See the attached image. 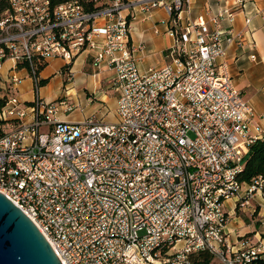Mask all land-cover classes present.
Wrapping results in <instances>:
<instances>
[{
    "label": "built area",
    "instance_id": "built-area-1",
    "mask_svg": "<svg viewBox=\"0 0 264 264\" xmlns=\"http://www.w3.org/2000/svg\"><path fill=\"white\" fill-rule=\"evenodd\" d=\"M0 17V193L38 228L61 264H257L264 245L231 243V214L264 202V176L241 182L262 116L234 86L224 58L246 0L183 21L190 0H6ZM163 8L174 45L139 69L129 11ZM264 18V13H260ZM245 23H250L246 17ZM155 33L158 34L157 29ZM255 47V43H253ZM106 62L116 121L60 122L67 97L40 95L41 69L83 51ZM256 60L255 55H251ZM9 67L5 69V65ZM23 74V75H22ZM30 81L32 99L20 85Z\"/></svg>",
    "mask_w": 264,
    "mask_h": 264
},
{
    "label": "crops",
    "instance_id": "crops-1",
    "mask_svg": "<svg viewBox=\"0 0 264 264\" xmlns=\"http://www.w3.org/2000/svg\"><path fill=\"white\" fill-rule=\"evenodd\" d=\"M225 2L230 0H190L181 17L187 24L196 16L205 14L209 6H221ZM261 12L264 13V0H246L244 11L236 15L230 27L234 35L242 34L241 45L230 47L224 61L228 65L235 88L250 102L256 113L262 116L260 125L264 127V18L260 16ZM129 15L133 55L139 69L143 71L149 67L163 66L164 52L174 45V36L167 24V12L163 8L144 12L137 6L129 11ZM246 17L250 18L248 25L245 23ZM92 55L91 51L86 50L75 58L71 65L73 77L70 80L60 73L62 61L56 73L42 76V72L50 64L60 60L49 61L41 71L42 79L47 80L44 86L47 88V101L53 102L67 97L69 103L75 106L74 111L67 115L59 108L56 117L60 122L76 124L92 117L106 123L116 121L115 115L112 121H107V105L113 100L117 101V95L109 87L113 72L106 62L97 68L94 67ZM251 55H255L256 60H252ZM8 67L9 63L5 65V69ZM53 77L57 80L50 84ZM23 83L30 87L28 79ZM29 87L23 89L20 86V96L23 100L32 99V92L30 98L26 96ZM227 210L231 218L226 231L231 243L236 244L240 239L249 237L252 246L264 245V202L256 199L252 202V207L239 212L241 214L233 211V202H230ZM261 260H264V252L261 254Z\"/></svg>",
    "mask_w": 264,
    "mask_h": 264
},
{
    "label": "water",
    "instance_id": "water-1",
    "mask_svg": "<svg viewBox=\"0 0 264 264\" xmlns=\"http://www.w3.org/2000/svg\"><path fill=\"white\" fill-rule=\"evenodd\" d=\"M0 264H61L35 224L2 193Z\"/></svg>",
    "mask_w": 264,
    "mask_h": 264
},
{
    "label": "trees",
    "instance_id": "trees-1",
    "mask_svg": "<svg viewBox=\"0 0 264 264\" xmlns=\"http://www.w3.org/2000/svg\"><path fill=\"white\" fill-rule=\"evenodd\" d=\"M52 7L58 6L67 0H49ZM8 9L6 0H0V17ZM46 65L41 69V71ZM47 80L42 79L40 87H44ZM264 176V138L255 142L244 159L243 169L239 174L241 182L250 183L252 180ZM194 262L196 264H213V258L208 253L199 254ZM257 264H264V260H260Z\"/></svg>",
    "mask_w": 264,
    "mask_h": 264
},
{
    "label": "rangeland",
    "instance_id": "rangeland-1",
    "mask_svg": "<svg viewBox=\"0 0 264 264\" xmlns=\"http://www.w3.org/2000/svg\"><path fill=\"white\" fill-rule=\"evenodd\" d=\"M61 61H56V62H54V63H52V64H50L46 69H45V71H43L42 72V76H44V75H52L53 73H56V71L60 68V65H61ZM57 80V78L56 77H53L52 79H50V84L52 83V82H54V81H56ZM21 87H23V89H27L29 86L28 85H26L25 83H21V85H20ZM46 92H47V88L46 87H41L40 88V95L42 96V97H44L46 100L48 99L47 98V96H46ZM26 96H28L29 98H30V96H31V91H27L26 92ZM107 107H108V117H107V121H112L113 120V118H114V115H115V109H116V100L114 101H112V102H110L108 105H107ZM116 116V115H115ZM237 214H241V213H237ZM242 218H243V216H241ZM213 264H217V262H215V261H213Z\"/></svg>",
    "mask_w": 264,
    "mask_h": 264
}]
</instances>
